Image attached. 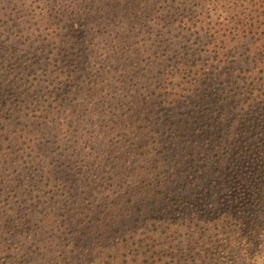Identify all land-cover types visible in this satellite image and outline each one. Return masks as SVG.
<instances>
[{"label":"trees","instance_id":"1","mask_svg":"<svg viewBox=\"0 0 264 264\" xmlns=\"http://www.w3.org/2000/svg\"><path fill=\"white\" fill-rule=\"evenodd\" d=\"M0 264H264V0H0Z\"/></svg>","mask_w":264,"mask_h":264}]
</instances>
